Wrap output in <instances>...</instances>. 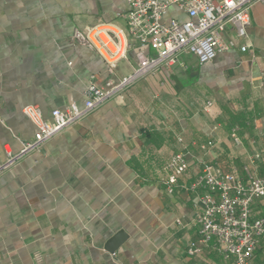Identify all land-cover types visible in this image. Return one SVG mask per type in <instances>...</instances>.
<instances>
[{"label": "crops", "instance_id": "crops-1", "mask_svg": "<svg viewBox=\"0 0 264 264\" xmlns=\"http://www.w3.org/2000/svg\"><path fill=\"white\" fill-rule=\"evenodd\" d=\"M127 10L120 0H0V164L35 133L24 108L49 120L81 107L90 83L130 74L132 51L111 71L71 39L97 22L126 28ZM250 16L244 38L226 29L233 46L212 62L181 55L1 173L0 264H224L210 249L187 254L203 194L191 186L203 164L264 179V5ZM170 20L187 16L170 6ZM184 146L188 168L169 193L164 167ZM251 210L264 218V198ZM251 264H264V240Z\"/></svg>", "mask_w": 264, "mask_h": 264}, {"label": "built area", "instance_id": "built-area-1", "mask_svg": "<svg viewBox=\"0 0 264 264\" xmlns=\"http://www.w3.org/2000/svg\"><path fill=\"white\" fill-rule=\"evenodd\" d=\"M120 1L128 7L126 28L113 22H97L82 29L75 28L71 39L96 52L111 71L127 60L132 51L135 63L130 74L101 85L90 83L84 91L81 107L70 104L64 109H55L49 120L43 119L37 107L24 108L23 114L35 126V133L30 141L21 143L17 153L5 151L6 159L0 164V174L24 156L39 151L44 143L123 93L139 79L159 68H171L181 55H192L200 65L212 62L218 54L233 46L232 41L223 39L226 29L230 28L236 38H244L250 25L252 6L264 5V0ZM170 6L183 12L187 20L163 23ZM246 49L245 46L240 48L242 52ZM211 145L209 142L200 149L205 151ZM187 156L188 150L184 146L164 167L162 184L169 193L188 168ZM191 189H201L203 194L198 199L197 238L188 244L187 254L196 256L203 249H210L224 264H251L256 249L264 240V218H252L251 210L254 201L264 198V179L248 175L243 181L235 169L224 172L214 165L203 164ZM176 223L180 224L179 221Z\"/></svg>", "mask_w": 264, "mask_h": 264}, {"label": "water", "instance_id": "water-1", "mask_svg": "<svg viewBox=\"0 0 264 264\" xmlns=\"http://www.w3.org/2000/svg\"><path fill=\"white\" fill-rule=\"evenodd\" d=\"M114 246L112 247V249H110V252H114L115 251V248H117V247H114Z\"/></svg>", "mask_w": 264, "mask_h": 264}, {"label": "trees", "instance_id": "trees-1", "mask_svg": "<svg viewBox=\"0 0 264 264\" xmlns=\"http://www.w3.org/2000/svg\"><path fill=\"white\" fill-rule=\"evenodd\" d=\"M163 179H164V178L161 179V182H162Z\"/></svg>", "mask_w": 264, "mask_h": 264}]
</instances>
